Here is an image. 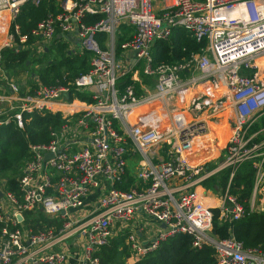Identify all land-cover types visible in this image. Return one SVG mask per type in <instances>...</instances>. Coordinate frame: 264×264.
<instances>
[{"label":"built area","instance_id":"1","mask_svg":"<svg viewBox=\"0 0 264 264\" xmlns=\"http://www.w3.org/2000/svg\"><path fill=\"white\" fill-rule=\"evenodd\" d=\"M41 1L0 0V71L3 47L40 52L57 35L68 41L66 53L89 52L88 67L64 85L35 77L22 90L0 75L6 90L0 91V124L11 120L22 128L23 113L31 111L63 117L47 141L28 143L17 177L20 196L0 183V264H64L67 254L56 244L69 237L78 238L81 263L97 264L92 253L115 233L113 226L128 230L125 241L134 255L184 232L193 247L209 245L217 264H264V248L246 247L231 234L219 237L210 224L213 208L220 221L264 210V0H58L60 10L31 28L30 41L16 23L10 30L23 3ZM95 14L100 17L85 23V15ZM121 25L129 27V37L116 51ZM173 27L203 45L182 63L153 67V43L167 39ZM97 32L105 35L103 45ZM140 66L153 76L151 90L137 95L130 83L117 85ZM220 111L227 112L229 127L221 149L193 162L209 136V117ZM132 153L139 157L134 185L118 188ZM243 161L253 169L247 207L228 190ZM224 168L223 190L205 193L202 181ZM206 196L212 203L202 201ZM36 209L55 226L19 222L23 211ZM141 214L159 222L144 241L130 227L138 215L144 226Z\"/></svg>","mask_w":264,"mask_h":264},{"label":"trees","instance_id":"2","mask_svg":"<svg viewBox=\"0 0 264 264\" xmlns=\"http://www.w3.org/2000/svg\"><path fill=\"white\" fill-rule=\"evenodd\" d=\"M60 10L58 0H43L37 5L29 2L19 7L10 25H18L19 33L30 41V30L35 24L47 16L55 14ZM100 17L99 14L85 15V23H92ZM124 30V31H123ZM129 27L120 26L117 34V42H122L129 37ZM95 37L100 45H103L105 35L97 32ZM203 45L202 41H196L187 31L180 27H173L167 39L157 40L151 48V63L153 67L159 65H175L187 60L192 53L197 52ZM51 60L41 65L36 77L42 84L64 85L73 79L79 72L88 67L89 52L66 53L64 43L53 44ZM64 50V51H63ZM2 62L5 69L12 70L15 67L27 65L28 51L26 49H13L3 47L1 49ZM45 54L37 59V65L43 61ZM127 78L122 77L117 82L121 88L127 85ZM28 120L23 127L19 128L11 120L0 124V183L4 190L20 196L17 185V177L20 174V166L28 157V143H40L47 141L49 131L59 126L63 117L59 112L45 111L43 113L31 111L23 113ZM210 132L216 133L212 121ZM229 169L224 168L202 181L204 188L215 191L223 190L228 179ZM253 169L249 161L241 162L234 170L229 181L228 190L234 194L237 200L247 207L248 196L252 185ZM126 180L118 183L117 187L127 189L134 185V174L129 169L126 171ZM40 212V211H39ZM41 213V212H40ZM29 218L26 214L25 220L33 228L41 227L43 222L48 221L43 214ZM217 209H212L211 232L219 237L228 234L240 240L246 247L260 246L264 248V210L248 211L239 218L230 221H220L217 218ZM28 218V219H27ZM127 229L110 235L106 241L97 246L92 255L97 258V264H217L213 257V250L209 245L202 244L199 247L191 245V236L184 232H175L172 235L160 239L154 249L141 254L134 255L130 252L125 241Z\"/></svg>","mask_w":264,"mask_h":264},{"label":"crops","instance_id":"3","mask_svg":"<svg viewBox=\"0 0 264 264\" xmlns=\"http://www.w3.org/2000/svg\"><path fill=\"white\" fill-rule=\"evenodd\" d=\"M69 42L72 43L71 47L73 49H71V50L72 51H78V48L75 47V44H77V42H75V41H69ZM1 43H2V41L0 40V45H1ZM58 43H64V49L68 50L67 47H66V43L68 44V41L62 40V38H60V35H57L55 40L51 44H47L42 49V51H40V52H42V54L46 55L47 53L50 52L49 49L52 50L53 44L55 45V44H58ZM103 44H104V41H103ZM133 58H134L133 55L130 54V58L128 59L129 62L131 61L130 64L133 63ZM188 71H190V70H188ZM2 73L6 74L9 78H11L13 81H15L19 85L21 90H22L24 84L25 85L27 84V83H24L26 81H23V79H21L22 78V76H21L22 72H21V68L20 67H15L12 70L11 69L8 70V69L3 68V71L2 70L0 71V75ZM35 77H36V74H34L31 71V72L28 73V76H27L26 80L28 81V83L33 85L35 83ZM122 77L127 78L128 83H130L133 86L134 92L137 95H141V94L147 92L149 89L151 90L153 88V82L150 81L149 76L143 75L138 70V68L131 67V69ZM122 77H120L119 79H121ZM119 79H118V81H119ZM2 87L0 88V91L1 92L6 91ZM219 115H221V114H219ZM184 116H185V118H187L189 115L187 116V115L184 114ZM210 143L212 144V141ZM154 150H157V149H154ZM205 151H206V147L204 146V150H202V148H198L196 150V154L199 155V156L201 155V157H203V155L205 154ZM206 154H208V153H206ZM205 157H207V156H205ZM205 157H203V158H205ZM138 160H139V157H138V155L136 153L129 154L126 157V160H125V167H126L125 174H126V171L128 169L130 171H132L133 174L135 173V169L137 167ZM125 174H124V176H123V178L121 180H119V181H117L115 183L116 186H117L118 183L124 182L126 180ZM207 190L209 191L210 195H212V193H215V190H212V189H209V188H207ZM203 201L212 203L213 199L211 197H209V196H206V197L203 198ZM81 213H82V211L78 212V214H81ZM141 215L143 216L142 217L143 221H145L144 226L140 228V225L142 224V222L138 220V217H139V215H138L137 217H134V219L132 220V222L130 224V227L132 229H134V231H136L137 237L140 240L144 241L146 239H150L153 236L154 226L156 224H159V222H157L154 219H151L150 217H148L146 215H143V214H141ZM77 239L75 237H69V238H66V239H64V240H62V241H60V242H58L56 244V248L57 249L65 251L66 254H67V259H66L64 264H83V263H81V261L79 259L80 255H81V250H80V248H79V246L77 244Z\"/></svg>","mask_w":264,"mask_h":264},{"label":"rangeland","instance_id":"4","mask_svg":"<svg viewBox=\"0 0 264 264\" xmlns=\"http://www.w3.org/2000/svg\"><path fill=\"white\" fill-rule=\"evenodd\" d=\"M117 36L118 35H116V38H115V46H116V51L118 50V42H117ZM0 40L1 41H3L4 40V34L3 33H1L0 32ZM78 46V43L77 44H75V47H77ZM29 51V56H28V58H27V61H26V63L28 64V66L27 65H22V66H19L20 68H21V72H22V78L21 79H23V81H26V82H24V83H28V81L26 80V78H27V76H28V73L29 72H31V71H35V72H37V70L39 69V67L41 66V65H44V64H46V62H48V61H50L51 60V58H52V56L50 55V54H48V55H45L44 56V59H43V61L42 62H40L38 65H37V59L38 58H40L41 56H43L44 54H42V52H34V51H31V50H28ZM64 51V50H63ZM135 68V67H134ZM138 70L143 74V75H146V76H150L149 77V79H150V81L151 82H153L152 81V78H153V76L151 77V75H148V74H146L143 70H142V68H141V66L138 68ZM190 70H192V71H194V72H198V71H200V69L199 68H197V67H195L194 65H192V66H190ZM25 85V84H24ZM150 90V89H149ZM217 114H221V115H219V118L221 119V122H220V124H223V123H225L224 121L228 118V114H227V112H223V111H220L219 113H217ZM225 126H227V125H225ZM227 131L229 132V127H228V129H227ZM210 134H211V139L210 138H207V141H203V143H204V146L206 147V151H205V154L203 155V157H205V156H207V157H215L214 155H216V153H218V151L221 149V144H222V140H223V138H221L220 137V134H215V133H211L210 132ZM219 137V138H218ZM224 137H226L225 135H224ZM211 140H212V144L213 143H218V149H217V147H216V149H215V152L216 153H214V150H213V146H212V144L210 143L211 142ZM210 141V142H209ZM214 145V144H213ZM223 145V144H222ZM159 147H161V145H156L155 146V149H157V148H159ZM204 150V149H203ZM206 153H208V154H206ZM214 153V154H213ZM195 154H196V152H195ZM197 155V154H196ZM197 157H201V155L199 156V155H197ZM209 191L206 189V191H205V193H208ZM219 193H220V190H219ZM219 193H217V191H215V193H212V194H216L215 196H218L219 195ZM202 200V199H201ZM203 201V200H202ZM204 203H209V202H204ZM38 213H40L39 212V210H32V211H27V210H25V211H23L22 212V216H23V221L22 220H19V222L22 224V225H30L29 223H28V220H25V216H26V214H29V218H31V217H35V216H37L38 215ZM41 214V213H40ZM28 219V218H27ZM45 219H47V218H45ZM211 220H212V218H211ZM211 222L212 221H210V224H211ZM59 223L61 224L62 223V220H60L59 221ZM32 224V223H31ZM55 222H53V219H48V221H45V222H43V225L42 226H48V225H50L51 227H53V226H55ZM59 224V225H60ZM59 225H56V227L57 226H59ZM121 229V228H120ZM120 229H116L115 228V226H113L112 227V232H118V231H120Z\"/></svg>","mask_w":264,"mask_h":264},{"label":"bare ground","instance_id":"5","mask_svg":"<svg viewBox=\"0 0 264 264\" xmlns=\"http://www.w3.org/2000/svg\"><path fill=\"white\" fill-rule=\"evenodd\" d=\"M224 102V100L222 99L221 100V103H223ZM212 121V123H213V126H214V128H215V130H216V133L215 134H220V137L221 138H223V140L221 141L222 142V144H223V142H224V139H225V137H224V135L226 136V134H228V131H227V126H225L226 124L225 123H223V124H220V122H221V119L219 118V114H215V115H212V116H210L209 117V119H208V128H209V136L207 137V138H212L211 137V134H210V122ZM207 138H206V140H204V141H207ZM219 138V137H218ZM212 141V140H211ZM214 144V145H213ZM212 145H213V150H214V153H216L215 152V149H216V147H217V149H218V143H213ZM221 144V145H222ZM213 153V154H214ZM193 162H196V161H199V160H201L203 157H197V155L195 154L194 156H193ZM206 158V157H205Z\"/></svg>","mask_w":264,"mask_h":264},{"label":"water","instance_id":"6","mask_svg":"<svg viewBox=\"0 0 264 264\" xmlns=\"http://www.w3.org/2000/svg\"><path fill=\"white\" fill-rule=\"evenodd\" d=\"M1 193V192H0Z\"/></svg>","mask_w":264,"mask_h":264}]
</instances>
